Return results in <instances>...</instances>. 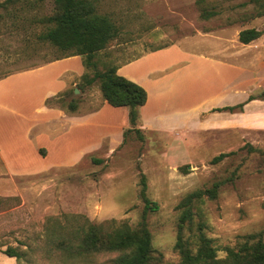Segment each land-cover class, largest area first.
Here are the masks:
<instances>
[{
    "label": "rangeland",
    "instance_id": "1",
    "mask_svg": "<svg viewBox=\"0 0 264 264\" xmlns=\"http://www.w3.org/2000/svg\"><path fill=\"white\" fill-rule=\"evenodd\" d=\"M208 1L215 3L211 8L217 11L210 18L200 15L197 0H102V10L118 16L121 24V34L104 54L118 66L142 56L123 72L152 80L167 72H159L166 64L185 56L190 59L188 53L232 61V54L246 47L238 40L239 31L250 27L263 33L249 47H261L257 52L264 54V15L254 16L249 0ZM52 11V0H19L0 8V78L19 72L0 86L11 95L10 111L0 108V151L8 167L14 169L25 163L15 159L14 145L34 143L39 133L54 139L69 130L66 123L43 128L51 127L50 122L36 124L30 135L27 133L28 114L33 115L36 105L43 104L38 103L42 95L53 92L61 83L56 93L73 90L71 96L78 100L76 111L70 113L58 103L49 106L63 111L66 116L62 118L72 123L92 122L94 138L88 145L78 146L79 154L74 151L76 143L71 154H62V158L78 154L73 161L54 162L51 157L45 160L47 153L42 148L45 169L1 178L14 191L12 195H0V264H113L117 252L69 257L50 249L47 232L56 226L75 225L82 219L79 216L95 223L114 219L135 226L144 208L141 174L145 176L146 196L157 206L145 215L152 245L171 264L179 262L174 248L180 213L177 204L187 193L209 188L216 181L221 182L217 197H205L197 208L217 257L226 256L225 245L242 241L246 234L264 231V130L214 127L205 122L217 115L210 110L185 130L180 114H176L193 105L200 104V109L205 110L211 105L238 103L248 90H256L257 95L264 87L245 82L239 91L215 94L214 87L225 84L231 74L217 78L215 68L197 66L186 77H173L172 91L176 92L169 90L156 105L150 99L139 108L141 120L135 127L144 136L139 140L133 130L124 134L130 128L127 107L106 104L104 108L97 85L83 93L75 91L84 70L80 57L46 65L54 61L58 51L40 42L38 35L44 26L34 19ZM247 60L244 57L243 64ZM249 63L255 64L249 72L262 70L259 61ZM182 79L186 83H179ZM239 83H243L241 78ZM152 87L148 85L150 92ZM183 89L186 92H179ZM14 109L22 115L18 116ZM34 144L36 149L42 147ZM229 151L233 154L211 163L213 156ZM10 170L0 163V173L9 174ZM197 220L195 215V224ZM193 229H197L196 225ZM189 233L186 229L184 236ZM7 247L14 248L20 258L4 254Z\"/></svg>",
    "mask_w": 264,
    "mask_h": 264
},
{
    "label": "trees",
    "instance_id": "2",
    "mask_svg": "<svg viewBox=\"0 0 264 264\" xmlns=\"http://www.w3.org/2000/svg\"><path fill=\"white\" fill-rule=\"evenodd\" d=\"M19 0H3L0 8H7ZM53 11L44 16L35 17L34 21L43 24L44 29L38 35L40 42L48 43L58 53L54 59L78 55L84 68L77 84L83 93L97 85L102 99L113 107H127L130 128L124 132H135L143 140L142 130L135 127L140 122L139 108L146 103L147 91L140 84L118 73L116 65L104 54L110 43L121 34L119 17L110 11L102 10V0H52ZM253 5L254 16L264 15V0H249ZM201 7L200 15L210 18L217 14L211 8L213 1L197 0ZM263 31L254 27L244 28L238 33V40L243 44L259 38ZM73 90L57 92L45 98V105L58 103L70 113L77 109L78 100L71 96ZM264 98V90L257 95L251 94L245 101L234 105L214 107L212 111H241L248 100ZM125 137V136H124ZM252 148V147H250ZM233 154V151L220 152L211 158L217 163ZM140 196L144 201L141 220L131 226L125 221L114 219L95 223L86 217L77 224L56 226L47 232V244L63 255L93 256L101 253L117 252L113 264H171L163 259V254L156 251L146 223L147 210H154L156 203L146 196V181L143 174L139 178ZM221 182H214L211 187L196 189L187 193L177 204L180 209L177 223V238L174 244L179 254L178 264H264V231L246 234L243 240L234 245H225L226 256L217 257V249L212 239L203 231L204 221L200 217L197 204L205 197L215 199ZM195 215L198 217L194 223ZM196 225V230L193 229ZM190 231L184 236L185 230ZM4 254L20 258L12 247H7Z\"/></svg>",
    "mask_w": 264,
    "mask_h": 264
},
{
    "label": "crops",
    "instance_id": "3",
    "mask_svg": "<svg viewBox=\"0 0 264 264\" xmlns=\"http://www.w3.org/2000/svg\"><path fill=\"white\" fill-rule=\"evenodd\" d=\"M243 45L246 46L245 49L241 52H236L232 54V57H235V59H233L230 62L226 60H222L221 58L210 57L200 52L193 53V54L188 53V55L191 56L190 59L186 60V56H185L183 59L166 64V66H164L159 72H166V71L167 72L164 75H162V77L161 76L159 77L158 75L155 76L154 79L152 80L138 79L128 74H124L123 72L126 67H128L129 65L141 59L142 56L120 66L117 71L119 74L133 80L134 82L140 84L146 89L147 100H146V103L140 108L145 107L147 103L150 101V99L152 101V104L156 105L157 101H159L160 99L168 95L169 90L170 92H176V91H172V89L175 87L173 77H176V78L186 77V74L191 69H195V68L198 69L197 66H199V68L200 66H207V67L215 68L216 69L215 73H216L217 78L225 76L228 73L231 74L230 79L226 81L225 84L224 83L219 84V86H223V88L219 86L214 87L215 94L221 93L223 90L239 91L238 90L239 87L240 86L242 87L241 84L244 85L245 82H248V83L256 82L257 85H260L257 87L263 88L264 87V70H263L264 62L262 63V61L264 59V54L261 55V53L257 52V50H261L260 49L261 47H249V46H252L251 42L247 44H243ZM252 53L254 54L252 55ZM183 54L186 55V53H183ZM249 55H252V56H249ZM70 57H80V56L75 55V56H70ZM244 57H246V60L248 59L247 60L248 62L244 61V64H243ZM67 58L69 57L50 61L46 65H52L54 63H57ZM251 60L259 61L258 67L259 68L261 67L262 70H256L253 72H249L248 69L250 68L252 69V67L255 66V64L251 65L249 63L251 62ZM17 73L19 72L10 73L0 78L1 88L4 86L5 82H7L10 78H12ZM240 78L243 80V83H239ZM229 81L230 83L228 84ZM179 83H186V79H182ZM149 84L153 85L152 92L148 90ZM62 85L63 84L61 83V86ZM61 86L59 88H55V90L60 89ZM226 87H227V90H226ZM55 90L51 93L47 92L44 95H42L38 103L43 101V104L42 105L39 104V106L36 105L33 111V115L28 114L27 119L29 122V126L27 128V133L28 135H30V130L32 126L36 124L47 125V123H50V122H52L51 127L43 126V128L53 129L55 126H58L59 124L66 123V125H70L69 130L66 131L64 135H59L54 139L47 137L46 135L42 133L36 134L34 143L36 142L37 145L42 146V147H39L38 149L35 148V144L33 143V141H29V143L27 144L17 143L16 145H14V149H16L15 152L17 154V155L15 154L16 155L15 159L20 161V158H21L23 159L21 160V162L25 161V163H21L20 165L14 167V169L10 168L11 165H9L8 167V165L6 164L7 158L5 157V154L0 151V154H1L0 158L2 157L5 162V163H2L0 159V163L4 165V167L7 166V168L11 169L9 174H7L6 172L0 173V195L1 196L12 195L14 191L11 184H9L8 182L1 181L2 177L6 179L8 178L10 179L14 176V174H16L15 172L24 174V173L41 171L46 168V166L43 165L42 162L49 159L50 157H51V161H54V162L73 161L75 157H77L79 154L78 146L80 147L82 145H86V144L88 145V142H91L93 140L94 133H92L93 131L92 122L84 121L85 123L83 125L72 123L71 121L62 118V116L65 115L63 111L53 109L52 107L45 105L44 103L45 98L48 96L54 95L56 93ZM255 91L256 90H251V89L248 90L244 94L245 96L242 101H245L248 98V96L251 94H254ZM179 92L183 93V92H186V90L183 89L182 91H179ZM178 97L179 96H177V98ZM10 100H11L10 92L5 91V90H0V108L6 111H10L11 108L9 107V104H8V101ZM167 103L168 104L172 103V101L171 102L167 101ZM106 104L107 103L104 102V105H103L104 108H107ZM234 104L236 103L225 104V105H211L205 110L200 109L199 107L200 104L197 107L193 105V106H189L187 109L185 107L182 110L176 111V114H180V119L182 120V123H184L183 127L186 130V128L191 129V127H193L192 125L190 126V124L193 123L196 119L200 121L199 115H202L204 112H207L209 110L212 111V108L214 107H222V106L234 105ZM114 108H118V107H114ZM16 111L17 110H15L14 112L18 116L22 115L21 112L18 113ZM214 114H217V115L210 117V119H208L207 121L205 120L206 123L214 127L234 130V131L241 130V129L264 130V98H254V99L248 100L247 102L244 103L243 109L241 111H235V112L215 111ZM70 117L71 116L69 117L67 116L66 118H70ZM80 128H83V130H81ZM75 143H76V146L74 148V151H76V153L78 154H76L74 158L73 157L72 158H69V157L62 158L61 157L62 154L66 155L68 152H70V154L73 152L72 145ZM42 148L46 149L47 154L44 155L46 156V159L44 158L42 154ZM0 149H1V146H0ZM17 156H19V158Z\"/></svg>",
    "mask_w": 264,
    "mask_h": 264
},
{
    "label": "water",
    "instance_id": "4",
    "mask_svg": "<svg viewBox=\"0 0 264 264\" xmlns=\"http://www.w3.org/2000/svg\"><path fill=\"white\" fill-rule=\"evenodd\" d=\"M75 91H78V89H75Z\"/></svg>",
    "mask_w": 264,
    "mask_h": 264
}]
</instances>
